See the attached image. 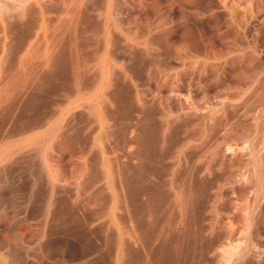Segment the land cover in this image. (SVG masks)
<instances>
[{
  "label": "rangeland",
  "instance_id": "rangeland-1",
  "mask_svg": "<svg viewBox=\"0 0 264 264\" xmlns=\"http://www.w3.org/2000/svg\"><path fill=\"white\" fill-rule=\"evenodd\" d=\"M20 1L0 0V83L32 87L33 125L66 106L86 199L50 221L63 251L42 258L31 207L0 212V234L29 242L0 264H115L117 247L129 264L145 259L136 245L176 247L177 264H264V0ZM29 44L32 68L14 70Z\"/></svg>",
  "mask_w": 264,
  "mask_h": 264
},
{
  "label": "bare ground",
  "instance_id": "bare-ground-1",
  "mask_svg": "<svg viewBox=\"0 0 264 264\" xmlns=\"http://www.w3.org/2000/svg\"><path fill=\"white\" fill-rule=\"evenodd\" d=\"M1 3H2V1H1ZM0 8L1 9L4 8L3 5L0 6ZM3 22L5 23L4 14L0 11V23H3ZM5 46H8V45H5ZM32 49L33 48H31V44H29L28 48L25 49V53H23V55H22L23 57L19 58L20 60L16 64L14 70H20L19 72H21V70L26 69L28 71L29 68L30 69L32 68V66L29 63V59L31 57H29L28 60H26L27 58L25 57V56L28 57L27 54H29V51H31ZM23 51H24V49H23ZM29 56L33 57V55H29ZM5 58H6V56H5ZM5 58L2 57V61H0V73L2 70H4V68H6L2 64L3 59L5 60ZM24 58H26V59H24ZM15 62H17V61H15ZM27 71H25V72H27ZM17 72L18 71H16V74H17ZM20 74H22V73H20ZM13 75H15V74H13ZM9 78H12V77H9ZM14 78L19 79V77H17V75ZM3 81H5V80L3 79ZM30 89H28L25 85L19 84V83H13V82L12 83L5 82V84H4V82L0 83V175H1V178H0V199H1V197H5L6 199L9 200V202H13L16 200L17 201L19 200V202H20L18 207H14L13 205H10L8 203H7V205L1 203L0 212L3 213L5 216H9V217L11 216L12 217V216L19 215V214L21 215V213L27 212L29 207H31L30 209L33 211L32 216L33 217L36 216V219H38V222H39L38 231L36 233L33 231L35 233L34 237H35L36 241L33 238V242L35 241V243L32 246H33V250H37V251L39 250L40 251L39 256H41V258H42V257H47L49 248L51 247L52 242H53V240L50 237V232H49L50 227L48 228L49 224H51L50 221H52V220L54 221V219L56 217H58L59 215H60L59 217L64 219V217L68 215L70 207L72 208V206L74 205V208H79L80 203L83 204L82 201L84 199H86L83 195V184L85 182L84 172H83L84 171V169H83L84 164H82L83 152L81 154V151L77 150L78 148H75L76 146L72 147L71 143L69 142L70 137L68 138L67 134L64 133V131H63V127L65 128V125H67V124H65V125L63 124L64 113H63V115L61 113L66 109V106L58 108V112H59L58 114L59 115L57 117H55L54 119H51V120L49 119V121H48V119H47L48 114L44 115V116H46V120H44L45 119L44 116H43V119H41V120L39 117L38 120H40L41 123L39 125H37V123H36L37 126L33 125V123H35V122H33V120H31L32 117L29 118V117H27V116L25 117L23 115L24 113H22V111L24 112V110H27V109H22V108H24V106H26L27 103H29L31 101V99H30V101L28 102V99L30 97L29 94L33 93V91H32L33 89H31L32 92L30 91ZM28 95H29V97H27ZM30 98L33 99V97H30ZM68 106H70V105H68ZM68 106H67V108H68ZM55 110H56V108H55ZM55 110H54V112H55ZM70 110H72V109H70ZM76 110L77 109H75V111ZM72 111H73V113H75L74 110H72ZM54 112H53V114H54ZM50 115H52V114H50ZM17 118L23 119V122L21 120L22 123H24L26 121L22 125L19 124L20 126L19 125L17 126V124H16L15 127H18L17 129H19V130H15L13 127L14 125H12V123L16 122L15 120ZM51 118H52V116H51ZM5 119H6V121L4 122ZM17 121L19 122L20 120L17 119ZM64 122H66V121H64ZM72 140L75 141L73 138H72ZM202 144H204V143H202ZM197 147H201V146L198 145ZM186 148H189V147H186ZM163 149H165V148L163 147ZM93 155H95V154H92V156ZM92 156H91V158H92ZM69 159H72V161H71L72 169L71 170H69L67 168L68 166H66L69 163ZM95 159H97V158H95ZM174 160H176V159H174ZM89 162L90 161H88V163ZM91 162L93 165V161H91ZM91 162H90V164H91ZM180 162L181 161H179V163ZM209 164H210V162H209ZM95 166H96V164L93 167L91 166L92 167L91 172H92V175L94 176V178L96 177L95 176V171H96L95 169H98ZM86 168L88 170V167H86ZM175 168H177V167H175ZM178 168H179V166H178ZM97 171H96V174L98 173ZM132 180H133V178H132ZM173 181L174 180L172 179V182ZM170 185H172V184H170ZM90 186H93V184ZM94 186H96V185H94ZM89 187H88V189H89ZM171 187L173 188V186H171ZM96 188H97V186H96ZM88 189H86V190H88ZM96 190L98 191V189H96ZM180 190H178L177 192L179 193ZM181 192H182V190H181ZM93 193H94V191H93ZM187 194H186V196H187ZM91 195H92V193H91ZM133 195H134V193H133ZM175 195H176V193H175ZM82 196L84 197L83 200H82ZM181 196H183V195H181ZM184 196H185V194H184ZM93 198H95V197H93ZM89 200H91V199H89ZM93 201H96V200H93ZM69 202H72V206H69V204L71 205V203H69ZM90 203H91V201H90ZM90 203H89V205H90ZM95 204H97V203H95ZM97 205H95V206H97ZM175 207H177V206H175ZM93 208H94V206H93ZM30 209L28 210L27 213H29ZM77 210L76 211L73 210V211H75L77 214V213H79V209H77ZM29 215L31 216V214H29ZM76 216L74 214V219ZM67 218H68V216L65 218V221ZM235 218H238V216H236ZM69 219H71V218L69 217ZM32 220H33V218H32ZM56 220H57V218H56ZM60 221H58V223ZM70 221H72V220H70ZM58 223H54V224L61 225V222H60V224H58ZM52 225L53 224H51V227H52ZM73 225H75V224L73 223ZM98 226H96V227H98ZM34 227H35V225H34ZM5 231H6L5 233L2 232L3 234H0V235H2L0 237V257H7L9 259L10 257L13 258L12 255L16 251V249L19 250L22 247L25 248L24 241L27 244L29 242H27V239H25L21 235L20 236L17 235V233L13 230L10 231L9 229H7ZM132 231H133V229H132ZM223 238H225V237H223ZM231 238H233V236ZM55 242H53V244ZM61 245H62L61 243H57V245L55 247L57 251H60V252L63 251V247ZM136 246L139 247V245H136ZM168 246H167V248H165L166 246L164 248H162L163 246L162 247H157V246L156 247H152V246L151 247L150 246L145 247L144 246L142 248L136 247V248H132L130 250L127 249L133 255H138V256L143 255L145 257V259L143 258V260H141L142 256L141 257L139 256V259L141 258L140 260L129 261L130 262L129 264H177V262L175 263L173 256L175 257L176 255L178 256V254H181L180 250L176 249V247H175V249H172L173 248L172 246L170 248H168ZM92 249H93V247H92ZM95 249L97 250V248L95 247L93 249V254H95V251H96ZM123 250H125V249H123ZM91 252H92V250H91ZM123 253L124 252L122 251V248L117 247V249L115 250V256H116L115 257V259H116L115 264H122L121 263V256ZM242 255H240V257ZM56 258H57V256H56ZM56 258H55V260H56ZM136 258H137V256H136ZM136 258H135V260H136ZM28 260L29 259L27 256H24V257L21 256V258L18 261V264H27ZM11 261H12V259H11ZM13 261H15V260H13ZM13 263H15V262H13Z\"/></svg>",
  "mask_w": 264,
  "mask_h": 264
}]
</instances>
